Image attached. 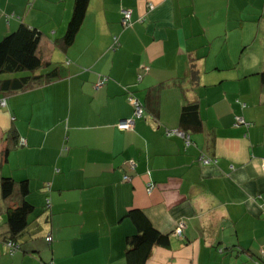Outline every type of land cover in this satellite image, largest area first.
Here are the masks:
<instances>
[{
    "label": "crops",
    "instance_id": "crops-1",
    "mask_svg": "<svg viewBox=\"0 0 264 264\" xmlns=\"http://www.w3.org/2000/svg\"><path fill=\"white\" fill-rule=\"evenodd\" d=\"M72 6L0 0V39L36 27L40 56L65 69L0 107V178L26 180L33 206L10 254L6 217L18 200L0 193V264H126L132 209L169 238L145 264H264V0H89L64 49ZM186 101L201 119L189 143L166 134L182 130ZM12 126L24 144L2 160Z\"/></svg>",
    "mask_w": 264,
    "mask_h": 264
},
{
    "label": "trees",
    "instance_id": "trees-1",
    "mask_svg": "<svg viewBox=\"0 0 264 264\" xmlns=\"http://www.w3.org/2000/svg\"><path fill=\"white\" fill-rule=\"evenodd\" d=\"M88 3L89 0H73L71 16L63 35L58 39L62 48H67L74 41L85 17ZM40 40L41 31L23 22L0 39V94L3 96L1 99H4V103L9 94L50 82L65 75L62 64L51 66L50 61H46L40 56L38 52ZM49 66H51L49 70L42 72V69ZM258 75L264 89V70ZM189 77L190 80L196 81V70L192 69ZM179 125L182 128L181 131L188 135V130H199L201 119L197 102L186 101L181 105ZM4 141L2 160L6 159L11 147L19 144L15 127L12 126L5 132ZM0 193L6 201L12 198L18 200L17 203L9 206L7 211L5 240L11 241L19 247L28 224L27 215L33 209V206L25 198L28 193L27 182L2 176L0 178ZM127 215L131 218L135 231L125 238L126 264H145L154 246H168V235L153 228L139 209H132L127 212Z\"/></svg>",
    "mask_w": 264,
    "mask_h": 264
},
{
    "label": "built area",
    "instance_id": "built-area-1",
    "mask_svg": "<svg viewBox=\"0 0 264 264\" xmlns=\"http://www.w3.org/2000/svg\"><path fill=\"white\" fill-rule=\"evenodd\" d=\"M151 7V5H150ZM121 23L124 27L129 26L131 24V10L129 9H124L122 11V17H121ZM114 42L117 43L116 38H114ZM114 43V44H115ZM104 80H106V77H100V79L98 80V85L101 84L102 82H104ZM129 101L130 103L133 105L134 107V115L136 117H139L141 115L142 112V105L140 104V102L134 98L133 96H129ZM4 105V99H0V107ZM238 122H242L241 118L237 119ZM134 125V118H130V119H122L117 123V127L119 129H128L131 128ZM167 135H171V134H178L181 135L185 138L186 143H189V135H186L184 132H181L179 130H170V131H166ZM19 144L23 145L24 144V140L21 139L19 140ZM202 162L207 163L209 162V159L203 158ZM125 178H128L127 176H125ZM182 228H183V223H179L177 225V227L174 230V233L179 236L182 233ZM46 240H50V237H47ZM5 247L7 248L8 252L11 254L13 253L16 249H18V245L11 242V241H5L4 242ZM260 258L262 259V261L264 262V246L260 249Z\"/></svg>",
    "mask_w": 264,
    "mask_h": 264
}]
</instances>
